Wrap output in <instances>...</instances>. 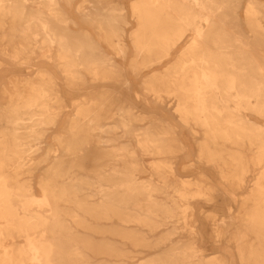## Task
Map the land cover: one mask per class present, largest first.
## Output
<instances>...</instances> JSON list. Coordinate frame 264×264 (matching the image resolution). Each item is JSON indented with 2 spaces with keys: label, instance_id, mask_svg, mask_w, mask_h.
Wrapping results in <instances>:
<instances>
[{
  "label": "bare ground",
  "instance_id": "obj_1",
  "mask_svg": "<svg viewBox=\"0 0 264 264\" xmlns=\"http://www.w3.org/2000/svg\"><path fill=\"white\" fill-rule=\"evenodd\" d=\"M72 1L0 0L6 59L46 60L69 90L88 79L128 87L115 57L129 56L137 75L180 49L130 99L104 91L71 100L53 145H43L45 133L65 105L54 73L40 69L21 79V89L1 91L11 101L0 107V264H120L132 253L126 246L151 252L133 264H229L222 251L199 245L192 203L219 192L201 184L200 165L228 184L231 197L253 177L238 213L212 214L209 227L213 244L232 245L237 264H264V5L246 0L240 18L241 0H82L73 10L89 30L66 10ZM8 76L0 72V85ZM132 99L149 111L147 126H136L143 112ZM183 129L199 135L191 159ZM43 162L50 164L35 194L19 178ZM183 232L188 239H174Z\"/></svg>",
  "mask_w": 264,
  "mask_h": 264
},
{
  "label": "rangeland",
  "instance_id": "obj_2",
  "mask_svg": "<svg viewBox=\"0 0 264 264\" xmlns=\"http://www.w3.org/2000/svg\"><path fill=\"white\" fill-rule=\"evenodd\" d=\"M82 0H73L72 1V5L70 9H66L69 10L70 13L72 12V16L73 18L84 28L87 29H91L90 26H86L81 24V22L78 19V14L75 13V11L73 10V8L75 6H77ZM122 3L127 6L129 4V0H123ZM257 3L260 5H264V0H257ZM246 4V0H241L239 5L240 8L238 10V14L239 17L242 18V10L243 7ZM129 22L128 27L126 28V31L129 32L131 30V28L134 26V21L127 16L126 18ZM8 23V22H7ZM9 24V23H8ZM6 24V25H8ZM92 30V29H91ZM92 32V31H91ZM187 40V38L185 39ZM9 43V39L0 40V60H3L4 66L2 67V69H0V72L2 74H11L13 76H8L9 80L5 79L2 84L0 85V107L2 106H6L11 100L7 97V95H3L1 91H5V93H11L13 90V87L16 84V87L20 88V82L21 79H27V78H32L35 76L36 72L39 71L40 69H47L50 72H53L55 77L57 78L56 82L57 85L59 86V90L60 93L63 94L64 96V101H65V105L64 107L61 109L60 114H59V118H58V122L56 124L55 127L53 128H49V130H47V132L45 133V137H44V143L43 145L47 146V145H53L54 141H53V137L55 134L60 133L59 131L61 130L60 128L62 127V125L65 123V121L67 120V118L72 114V107H71V100H77V102L83 101L85 98L88 97V99L93 96L94 94H98L99 92H113V93H117V97L122 100L125 98H132V93L131 91H136V92H140V82L143 79V77L149 75L152 71H160L162 70L163 67H165L166 64L170 63L176 56V54L178 53L180 46H177L174 50H172L170 56L165 59L163 62H161L159 65L154 66L150 69H146L141 71L139 74H135L133 73L131 70L128 69V64H129V56H126L125 58L121 59L119 57H115V61L119 64V66H121L123 68V76L127 79L129 86H125L123 84V82H119V83H115V82H110V81H99V82H94L91 80H86L85 83L80 86L78 89H74V90H69L66 88V84L65 81L63 80L61 74H59V72L57 70L54 69V67L52 66V64L46 60H42L38 57L35 58L33 56H31L30 58H28V63L27 64H15L14 62L10 61L6 56L4 55V53H10L11 49L9 48L10 44ZM20 40H17V38L14 39V42H19ZM2 49H6V51H1ZM105 53L107 54H111L109 49H105ZM261 56L264 57V50L263 52H260ZM35 58V59H34ZM18 80V81H15ZM10 81H13V83H11ZM25 82V81H24ZM21 89V88H20ZM91 94V95H90ZM107 94V93H106ZM87 96V97H85ZM134 101V105L136 106V111L137 112H143L142 117L143 118L141 121L136 123V126L138 127H142V126H147L148 124H150V122H152V119L146 118V115H144L145 112H149L148 110H146L144 103L140 102V100L138 101L137 99H132ZM171 107V105H170ZM163 109H159V112L162 113ZM139 114V113H138ZM166 116H168V118L173 119V116L171 117V113L169 110H165L162 113ZM175 122V120H174ZM180 132H178L180 134V136L182 137L181 139L186 143L187 145V151L189 150V154H190V159L192 156H194L195 151H196V142L195 139H198L199 135L196 136L195 138L190 136L189 131L187 129H183L179 130ZM126 139L122 138L120 139V141H125ZM182 155V152L179 153V156ZM37 158H40V154H38ZM181 157H178V159ZM177 159V160H178ZM179 162V160H178ZM49 162H43L40 163L39 165H34L33 168L31 169V173H28V167L24 168L26 171L25 173L19 178L21 180H27L29 179L30 182L32 183V186L34 188V193L35 194H39V189L37 186L38 180L39 178L42 176V174L45 172V170L47 169V167L49 166ZM197 172H201L203 173L206 177L205 179H203V181H201L202 185H207L208 183H212L215 186H217V188L219 189V192L214 193L211 197L212 199L209 201H200V200H196L192 203L193 206V213H194V220L197 222V228L199 229V234H198V238H200V242L199 245L202 246L203 248H207L209 249L208 252H212V251H216L218 249V251H222L223 253L226 254L228 260H229V264H237L236 262V254L234 251V248L232 247V245L230 243H221V244H213V236L211 234L210 231V227H209V217L212 214H215L217 217H221V218H225L227 219L228 216L234 214L236 215L238 213V209H239V205L241 202V196H242V192H244L248 187L251 186L252 183V176H249L246 180V185L245 187L241 190V192H236L233 194V196L231 197V190L230 187L228 186L227 183L223 182L219 176L216 174V172L211 169L210 167L207 166H201L198 167V169H196V173ZM196 173H191V172H187L184 175L185 176H189V179H195L196 177ZM197 179V178H196ZM202 180V179H200ZM221 193H224L226 196H230L229 200H226V198H223ZM230 208V209H228ZM106 223V222H105ZM74 230L77 231L78 233H85L84 230L80 229V228H75ZM163 229L157 231L155 234H159ZM89 236L94 240V241H98L101 236L97 235V234H90ZM188 234L183 232L179 235V238L177 236H175L174 239L178 240H183L185 241L186 239H188ZM110 239V237H109ZM112 240V239H111ZM117 240L118 239H114ZM123 241L119 240V245L121 246ZM124 250L126 251H130L132 253L128 254L127 256L117 259L116 261L120 262V264H133L136 263L138 261H140L142 258L147 257L148 255H150V251L147 249H141V248H128L123 247ZM100 259L98 257H94V260Z\"/></svg>",
  "mask_w": 264,
  "mask_h": 264
}]
</instances>
